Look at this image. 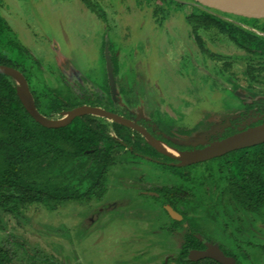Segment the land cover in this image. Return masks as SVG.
<instances>
[{"label":"rangeland","instance_id":"obj_1","mask_svg":"<svg viewBox=\"0 0 264 264\" xmlns=\"http://www.w3.org/2000/svg\"><path fill=\"white\" fill-rule=\"evenodd\" d=\"M189 5L264 37L263 4L244 0H0V14L39 61L30 70L32 89L48 86L76 106L88 104L82 87L101 94L104 45L111 43L117 88L128 91L116 94L114 104L95 105L118 113L129 109L135 120H166L186 130L185 139H197L195 146L205 144L209 134L223 133L230 120L224 114L241 107V98L264 96V66L217 25L188 18ZM94 116L115 135V121ZM125 152H115L101 200L67 201L52 209L32 203L20 218L0 211V244L13 251L22 242L30 252L63 264H179L174 259L183 230L167 234L160 228L169 222V213L152 197L155 187L175 178L147 161L123 162ZM198 163L201 170L204 164ZM224 201L232 205L227 195ZM233 208L248 226V236L255 233L256 241L264 243V216ZM202 223L223 236L210 220ZM250 252L254 264H264L263 250Z\"/></svg>","mask_w":264,"mask_h":264},{"label":"trees","instance_id":"obj_2","mask_svg":"<svg viewBox=\"0 0 264 264\" xmlns=\"http://www.w3.org/2000/svg\"><path fill=\"white\" fill-rule=\"evenodd\" d=\"M188 7L191 8L188 18L197 16L209 21L241 47L264 54V37L208 11L194 9L192 5ZM110 57L116 76L118 66L113 54ZM0 64L17 68L27 82L31 67L39 64L30 51L14 38L1 14ZM130 79L134 78L130 75ZM99 86L101 94L88 89L83 91V103L93 105L104 100L114 103L106 72L105 80ZM29 88L37 109L47 117L61 115L62 111L76 106L68 95L55 88L44 86L37 91ZM118 91L124 94L128 89L119 85ZM245 108L252 114L264 112V102L246 103ZM124 115L128 116V112ZM263 121L253 120L251 125ZM114 124L118 129L115 128V135H112L105 122L86 114L73 118L64 126L45 127L25 110L16 94L15 81L0 73V211L20 218L23 208L32 203L52 209L67 201L103 199L109 184L108 171L117 161L115 152L125 148L123 162L140 164L147 161L175 178L171 184L155 187L153 191L157 196L152 197L161 206L170 205L182 216L181 220L170 218L169 223L160 225L167 234L183 230V242L174 259L177 263L221 264L210 257L186 258L189 248H204L195 235L200 234L216 241L225 255L235 259L236 264H254L250 250L258 247L264 251V243L256 241L255 233L248 236L249 228L234 213L233 206L264 216V142L205 160L203 168L197 170L199 163L181 164L179 159L158 150L128 127ZM157 124L177 137L174 138L176 140L180 136L173 131L186 133V130L180 131L163 121ZM158 137L180 149L189 147L184 144L188 140L176 144L171 139ZM225 195L233 206L224 201ZM197 210H201L202 215L193 214ZM202 219L216 224L223 236L212 234ZM184 222L187 226H183ZM16 246L17 249L12 251L0 244V264H63L40 251L30 252L22 242H16Z\"/></svg>","mask_w":264,"mask_h":264},{"label":"water","instance_id":"obj_3","mask_svg":"<svg viewBox=\"0 0 264 264\" xmlns=\"http://www.w3.org/2000/svg\"><path fill=\"white\" fill-rule=\"evenodd\" d=\"M244 1L260 3L263 4L264 7V0H244ZM104 59H105V67H106L108 83L114 99L117 93V88H116L115 77L113 72V65L107 43H105L104 45ZM0 73L9 76L15 81L16 94L19 100L21 101L22 105L24 106L25 110L34 118L35 121H37L38 123H40L45 127L54 128V127L64 126L70 123L71 120L77 116H82L86 114L98 115L137 130L145 137L148 143L155 146L158 150L162 151L152 143V141L156 139L143 126L138 124L135 121V119L125 117L117 112L107 110L101 106L82 104L79 106H75L68 111H62L61 117L59 118L47 117L42 113H40L39 110L37 109L27 79L25 78V76L21 71H19L17 68H14L12 66L0 64ZM261 142H264V121L256 125L249 126L245 129H241L219 140H215L203 147L193 148L184 151L178 150L179 152H182L183 154L186 155L185 158L175 157L164 151L162 152L172 157L180 159L181 164H189V163L208 160L223 155L229 151L255 145ZM165 208L172 218L181 219V215L178 212H176L171 206L165 205ZM205 257L213 258L216 261L220 262L221 264H236L235 259L231 256L225 255L217 245H215V247L211 249L208 247L207 243L204 249H195V248L189 249L186 258L189 260H198Z\"/></svg>","mask_w":264,"mask_h":264},{"label":"flooded vegetation","instance_id":"obj_4","mask_svg":"<svg viewBox=\"0 0 264 264\" xmlns=\"http://www.w3.org/2000/svg\"><path fill=\"white\" fill-rule=\"evenodd\" d=\"M244 48V47H243ZM245 49V48H244ZM252 55H255V56H258V57H260L261 58V60L263 61V63H261L260 65H263L264 66V54H260V53H254V52H252ZM115 77V83H116V88H117V80H116V76H114ZM109 84V83H108ZM235 88H237L238 86H236V84H234L233 85ZM83 88V91L85 90V89H88V90H90V91H93V90H91V88L90 87H88V86H83L82 87ZM109 88H110V86H109ZM83 91L81 92L82 94H83ZM94 92V91H93ZM110 92H111V90H110ZM119 93V91H118V88H117V93L116 94H118ZM81 94V95H82ZM120 94V93H119ZM111 96H112V93H111ZM116 96V95H115ZM112 99H113V96H112ZM115 98L113 99V101H114V103H115ZM241 102H242V105H241V107H239V108H236V109H232L231 110V112L230 113H227L226 112V114H224L228 119H230L229 120V122L227 123V124H225V126L223 127V133H221V134H219V135H217V137L216 136H213V135H211V134H209L208 135V138H209V140L205 143V144H198V145H193L192 144V142H194V141H196V140H189V139H185V134H179V133H177V132H175V131H173V133L174 134H177V135H179L180 136V139H174V138H177V137H175V136H172V135H170L169 133H167V132H165L163 129H161V128H159V125L157 124V122L158 121H163V122H166V120H154V119H152V120H145L144 118H141V119H138V120H135L138 124H140L141 126H143L156 140H159V141H161V142H163V143H165L167 146H170V147H172V148H174V149H177V150H179V151H184V150H190V149H193V148H199V147H203V146H205V145H207V144H209V143H211V142H213V141H215V140H219V139H221V138H224V137H226V136H228V135H231V134H233V133H235V132H237V131H239V130H241V129H245V128H247V127H249V126H253V125H251V122L253 121V120H264V112H257L256 114H252L253 112H251V110L249 109V110H246V108H245V105H246V103H251V102H256L257 104H262L263 102H264V96L261 98V99H255V98H241ZM113 103V104H114ZM91 105V104H90ZM93 105H95V104H93ZM98 106V105H97ZM106 109V108H105ZM107 110H110V111H113V109L111 110V109H107ZM114 112H116V111H114ZM126 112H128V116H125L124 115V113H126ZM118 113V112H117ZM119 114H121V115H123V116H125V117H128V118H132V114H131V111L129 110V109H124L121 113H119ZM123 125V124H122ZM124 126H126V125H124ZM126 127H128L129 129H130V131H132V133H137V134H139L141 137H143L144 139H145V137L141 134V133H139L137 130H135V129H133V128H131V127H129V126H126ZM242 127V128H241ZM172 130V129H171ZM158 136H163V137H165V138H167V139H171V140H173V142L174 143H176V144H182L183 142V140H188L187 142L186 141H184L185 143L184 144H186L185 146H189L188 148H186V149H180V148H177V147H175V146H172V145H169V144H167L165 141H163L161 138H159ZM146 140V139H145ZM166 154V153H165ZM168 155V154H167ZM170 156V155H169ZM175 158V157H174ZM178 159V158H177ZM180 160V159H179ZM205 161V160H204ZM181 162V161H180ZM199 162H203V161H199ZM194 163H198V162H194ZM189 164H192V163H189ZM158 187H160V186H158ZM154 192V191H153ZM154 194H155V196H157V193L156 192H154ZM165 205H168V204H164L163 206H165ZM170 206V205H169ZM176 211V210H175ZM177 212V211H176ZM169 217L170 218H172L170 215H169ZM181 219H182V216H181ZM181 219H177V220H181ZM169 222H170V220H169ZM168 222V223H169ZM186 224V225H185ZM183 226H187V223L186 222H184L183 223ZM198 238H199V240L203 243V245H204V248L206 247V243H217L216 241H214V240H211V239H206L205 237H203L202 235H200V234H195ZM217 246L219 247V244L217 243ZM204 248H202V249H204ZM220 248V247H219ZM189 249H193V248H189ZM189 249H188V251H189ZM221 249V248H220ZM222 250V249H221ZM223 251V250H222ZM224 253V252H223ZM228 256V255H227ZM232 257V256H231Z\"/></svg>","mask_w":264,"mask_h":264},{"label":"bare ground","instance_id":"obj_5","mask_svg":"<svg viewBox=\"0 0 264 264\" xmlns=\"http://www.w3.org/2000/svg\"><path fill=\"white\" fill-rule=\"evenodd\" d=\"M152 143L154 145H156L159 149H161L162 151L172 155V156H175V157H179V158H185V154H183L182 152H179L178 150H175L174 148L170 147V146H167L165 143L159 141V140H154L152 141ZM208 244V247L213 249L215 247L214 244L212 243H207Z\"/></svg>","mask_w":264,"mask_h":264}]
</instances>
